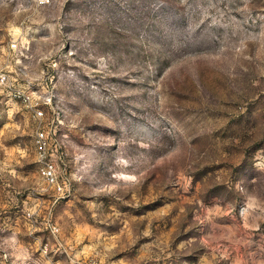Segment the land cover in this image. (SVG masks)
<instances>
[{"label":"rangeland","instance_id":"374dc122","mask_svg":"<svg viewBox=\"0 0 264 264\" xmlns=\"http://www.w3.org/2000/svg\"><path fill=\"white\" fill-rule=\"evenodd\" d=\"M0 65V264H264V0H0Z\"/></svg>","mask_w":264,"mask_h":264},{"label":"built area","instance_id":"2783aa9c","mask_svg":"<svg viewBox=\"0 0 264 264\" xmlns=\"http://www.w3.org/2000/svg\"><path fill=\"white\" fill-rule=\"evenodd\" d=\"M43 1V0H40ZM13 43H11L12 45ZM12 78L3 65H0V85L10 86L13 94L22 98L23 100H30L29 94L24 92L21 88L11 86ZM28 98V99H27ZM29 104L32 107L33 117L36 119L34 128L33 144L36 154V171L42 178L45 184L49 185L56 197L64 196L70 192V184L67 182V175L65 170L59 166V160L64 152L63 142L56 133L57 127L48 125L44 121L43 109L38 107L31 101ZM52 232H56L57 227L48 221ZM78 264H103L96 259H88L79 261Z\"/></svg>","mask_w":264,"mask_h":264}]
</instances>
